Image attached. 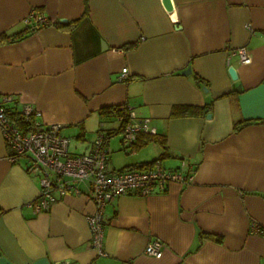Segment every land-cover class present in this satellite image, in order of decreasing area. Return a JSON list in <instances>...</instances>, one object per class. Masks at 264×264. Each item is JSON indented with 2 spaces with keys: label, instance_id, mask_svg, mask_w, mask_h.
<instances>
[{
  "label": "crops",
  "instance_id": "crops-1",
  "mask_svg": "<svg viewBox=\"0 0 264 264\" xmlns=\"http://www.w3.org/2000/svg\"><path fill=\"white\" fill-rule=\"evenodd\" d=\"M32 9L57 25L25 32ZM1 36L16 37L0 42V96L13 97L12 112L32 106L82 155L99 122L117 128L99 110L127 105L156 134L140 133L124 153L112 134L107 169L159 159L173 171L185 159L194 173L187 185L109 203L98 255L86 186L35 213L27 205L40 175L25 157L6 159L0 130V264H264V0H0ZM240 46L250 62H228ZM240 121L250 123L235 131ZM154 239L164 244L160 258L144 254Z\"/></svg>",
  "mask_w": 264,
  "mask_h": 264
},
{
  "label": "built area",
  "instance_id": "built-area-1",
  "mask_svg": "<svg viewBox=\"0 0 264 264\" xmlns=\"http://www.w3.org/2000/svg\"><path fill=\"white\" fill-rule=\"evenodd\" d=\"M23 23L28 29L56 26L58 21L46 15L30 10ZM237 58L241 64L250 62V53L246 46L228 50V62ZM126 69H122L120 80L125 79ZM13 97L0 96V130L7 149L6 159L16 163L20 158L29 159L28 172L40 175L39 190L36 197L28 203L35 213L47 211L51 203L58 197L70 192H77L79 185L86 186L93 212L85 216L90 229V245L98 255L103 251V219L104 211L109 203L120 196H149L162 193L170 183L187 185L192 182L194 169L190 163L182 159L180 166L173 170L162 167L161 161L155 159L150 165L109 171L108 163V130L103 122H99L96 136L88 154L73 155L69 152L70 139L61 134V125L44 124L40 121V113L30 105H23L19 116L28 123L26 130L20 129L10 118L8 105ZM119 115L115 117L120 129L121 145L124 151L134 147L140 133L155 135L156 129L142 122L133 121L135 116L127 105H118ZM252 230L260 232L253 224ZM164 244L154 239L147 243L144 254L154 258L162 256ZM58 264H69L68 262Z\"/></svg>",
  "mask_w": 264,
  "mask_h": 264
},
{
  "label": "trees",
  "instance_id": "trees-1",
  "mask_svg": "<svg viewBox=\"0 0 264 264\" xmlns=\"http://www.w3.org/2000/svg\"><path fill=\"white\" fill-rule=\"evenodd\" d=\"M29 30H33V29H28V28H26V30H25V32H28ZM35 30V29H34ZM2 38H5L4 40H6V41H11V40H14L16 37H4V36H1L0 37V42H1V40H3ZM194 81H195V83L199 86V87H202L203 85H204V82H203V80L199 77V76H197V75H194ZM206 107H200V108H194V107H186V108H181V110H182V112L181 113H183V114H188V113H193V114H202L203 113V111H204V109H205ZM176 113H178L177 111H172V115H175ZM98 114H99V116L101 117V118H104V119H110L111 121H115V117L117 116V115H119V112H118V108H117V106H113V107H106V108H102V109H100L99 110V112H98ZM10 118H11V120L20 128V129H22V130H26L27 128H26V126L28 125V123L27 122H25L24 120H22L21 118H20V116H19V112H17V111H11V113H10ZM103 122V121H102ZM104 124H105V122H103ZM248 123H250V121H240V122H238V123H236L235 125H234V130L235 131H238V130H240L244 125H246V124H248ZM119 127V126H118ZM116 128V129H112L111 131H109L108 130V133H107V135H108V138L112 135V134H114V133H120V129L119 128ZM143 135H145V136H147L148 137V139L149 140H151L152 139V137H151V135H146V134H143ZM139 136H138V139H137V141H139ZM136 143H138V142H136ZM161 145H162V142H161ZM162 147H164V148H166L164 145H162ZM153 162V161H152ZM151 162V163H152ZM151 163H148V164H146V165H150ZM144 166V165H143ZM203 235V234H202ZM205 237H210V238H212V239H214L215 241H217V242H221L222 241V239H221V237H213V236H208V235H205Z\"/></svg>",
  "mask_w": 264,
  "mask_h": 264
},
{
  "label": "water",
  "instance_id": "water-1",
  "mask_svg": "<svg viewBox=\"0 0 264 264\" xmlns=\"http://www.w3.org/2000/svg\"><path fill=\"white\" fill-rule=\"evenodd\" d=\"M190 73H191V68L190 67H187L186 69H183L181 71V74L184 75V76H188V75H190ZM228 74H229V76L231 77L232 80H236L237 79V72H236V69L233 66H230L228 68ZM204 90L206 91V87H204ZM207 117L209 118L210 114H207Z\"/></svg>",
  "mask_w": 264,
  "mask_h": 264
},
{
  "label": "rangeland",
  "instance_id": "rangeland-1",
  "mask_svg": "<svg viewBox=\"0 0 264 264\" xmlns=\"http://www.w3.org/2000/svg\"><path fill=\"white\" fill-rule=\"evenodd\" d=\"M110 122L111 121L109 120V123ZM120 137H121V135L119 133V134L114 135L111 139H113L114 143L117 144L118 147H120L121 150H122V152L124 153V149H123V147H122V145L120 143ZM75 142H77V140H72L71 143H70V145H69V149L72 151V154L73 155L79 154V152L75 151V149L72 147ZM77 143H79V142H77Z\"/></svg>",
  "mask_w": 264,
  "mask_h": 264
}]
</instances>
